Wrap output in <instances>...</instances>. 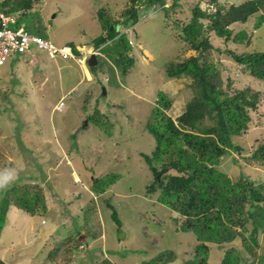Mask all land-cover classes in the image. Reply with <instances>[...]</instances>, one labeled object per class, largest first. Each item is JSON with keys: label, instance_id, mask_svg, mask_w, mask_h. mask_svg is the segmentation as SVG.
Segmentation results:
<instances>
[{"label": "rangeland", "instance_id": "1", "mask_svg": "<svg viewBox=\"0 0 264 264\" xmlns=\"http://www.w3.org/2000/svg\"><path fill=\"white\" fill-rule=\"evenodd\" d=\"M133 1L43 0L44 9L32 14L39 19L40 28L31 24V16L9 12L14 8L11 7L13 1L0 0V10L17 22V25L12 23L11 29L23 27L57 47L89 49L94 48V39L102 30L99 10L122 22L121 14ZM247 1L216 0L217 7L213 11L220 6L226 11L232 5ZM209 2L176 0L172 7L170 1L167 11L148 7L147 0H136L140 18L136 25L129 26L131 33L126 34L132 46L129 56L135 60L132 70L124 77L114 61L107 58L103 65L98 58L99 66L95 71L87 64L93 80L80 86L81 96L79 92L67 95L69 87L79 81L76 71L75 76L71 75L75 61L51 58L49 53L35 48L37 63L30 64L32 66L28 63L29 55L9 58L0 70V173L7 170L15 173V179L5 186L27 178L18 184L23 187L18 188L17 194L26 191L28 197L38 194L41 199L36 211H40L43 201L47 208H55L45 217H32L14 205L16 195L11 192L9 199L13 206H9L0 236V257L5 263L103 264L111 260L113 264H142L166 254L167 264H186L194 258L202 242L194 233L178 230L185 219L159 201L162 188L157 185L144 156L152 158L156 149L155 137L146 126L154 121V112L160 107L159 96L164 93L172 102V107L163 111L173 119L183 114L191 98L188 88L191 81L168 78L167 68L194 54L182 40L183 31L191 22L196 6L201 3L206 6ZM258 15L244 28L232 25L229 29L235 33L244 29L254 33ZM205 24L207 28L209 21L205 20ZM125 28L121 26L122 34ZM209 36L214 50L209 53L207 62L218 66L225 86L230 81V95L244 90L260 93L258 108L249 110V130L233 139L234 145L240 146L242 151L228 152L214 168L234 182L245 177L255 181L256 186L264 184V170L253 168L247 162L264 144V81L246 74L244 67L226 52L264 51V25L254 35L251 46L232 41L227 44L225 38L213 33ZM104 88L106 95H103ZM62 97L66 108L60 112L57 110L60 104L55 109L53 104ZM96 109L101 116L105 115L104 123L110 120L107 122L112 125L109 129L113 128L111 135L97 122L96 125L87 122L86 118ZM75 143L77 148L73 146ZM169 174L177 175V172ZM94 177L100 178L104 186L111 181L115 183L106 192H93ZM162 180L168 181L166 175ZM150 186L156 187L155 193L149 192ZM91 200L96 203L95 212L90 211ZM110 206L118 213L121 227L112 219ZM83 231L102 234L104 241L101 236L94 241ZM259 243L261 256L264 254L262 233ZM207 245L212 264H221L225 252L233 248L241 251L244 263L262 264L242 251L240 241L223 246ZM108 250L118 256L105 254ZM121 255L130 256L129 262L123 259L120 263Z\"/></svg>", "mask_w": 264, "mask_h": 264}, {"label": "trees", "instance_id": "2", "mask_svg": "<svg viewBox=\"0 0 264 264\" xmlns=\"http://www.w3.org/2000/svg\"><path fill=\"white\" fill-rule=\"evenodd\" d=\"M9 1H13L14 4L11 6L14 8H10L9 12L19 13L23 17L31 16V24L34 28H40L39 19L36 20L32 14L35 10L38 14L44 9L43 0ZM170 1L173 2L172 7L176 5V0H147V6L168 11L170 8H167V5ZM213 1L208 4L210 6L198 4L194 9L191 22L184 28L182 40L188 43L194 54L167 68L168 78H187L191 81L188 86L191 98L183 114L173 119L163 111L169 110L172 102L164 93L159 96L160 107L154 112L156 114L154 121L148 122L146 126L149 133L155 137L156 149L152 158L146 155L144 157L153 170L157 185L162 188L159 201L185 219L178 230L183 233H194L202 242L196 248L194 258L186 264H212L209 262L210 247L207 244L223 246L234 241H240L242 251L252 256L254 262L264 264V254L260 256L258 253L259 235L262 233L264 236V184L256 186L255 181L245 177L234 182L226 174L214 168L228 152L242 151L240 146L234 145L233 139L249 130L251 122L249 110L258 108L260 93L244 90L230 95L232 91L230 81L225 86L218 66L207 62L209 53L214 50L210 40L211 36L208 37L212 33L219 38H225L227 44L232 41L237 45H252L254 35L264 25V0H248L239 6L232 5L226 11L220 6L215 12L211 6L217 7V4L216 0ZM257 14L259 15L256 17L254 33L245 29L235 33L234 30L229 29L232 25L244 28ZM121 15L123 21L119 22L109 15L106 16L103 9L99 10L98 17L102 30L100 35L94 39V47L97 50L100 49L98 58L102 59L103 65L104 60L108 58L114 61L116 66L121 68L124 77H127L135 60L129 56L132 46L128 37L120 30L121 26L129 28L139 21L140 9L136 6V0ZM205 20L209 21V28H206ZM256 40H261V38H256ZM33 48L36 49V47H32V52ZM72 48L78 56L79 49ZM226 52L237 64L244 67L246 74L264 81L263 50L255 49L244 54H237L233 50H226ZM100 114V111L96 109L86 118L89 120L87 122L89 124L97 122L107 134L111 135L110 131L113 132V128L109 129L112 125L107 122L110 120L106 119L104 123L105 115ZM73 146L78 147L76 143ZM247 162L253 168L264 170V144L247 158ZM159 167H161L160 171ZM38 168L37 166V172ZM171 171L177 172V175L169 174ZM164 175L168 179L166 183L162 180ZM26 179L22 178L11 185L0 187V236L7 221L9 206H13V202L11 203L9 199L11 192L16 195L17 202L14 205L19 210L33 215L32 217L37 215L45 217L54 211L55 207L47 208L45 201L41 204L40 211H36L41 199L38 194L32 197L27 196V191L21 195L17 194L18 188L23 187L18 184H22ZM93 179L91 188L93 192H106L115 183L111 181L104 186L101 185L100 178L94 177ZM41 185L46 184L41 183ZM2 189L5 190L2 191ZM149 192L155 193L156 187L150 186ZM91 203L90 211L95 212L96 203L92 200ZM110 208L113 211L112 219L121 227L118 213L112 206ZM87 234L94 241L102 236V234ZM108 253H110L109 250ZM120 257V263L123 259L128 261L131 258L127 255ZM165 257L166 254H162L142 264H167ZM0 264L7 263L0 257ZM103 264L113 263L111 260H105ZM221 264H246V262L242 260L241 251L233 248L225 252Z\"/></svg>", "mask_w": 264, "mask_h": 264}, {"label": "built area", "instance_id": "3", "mask_svg": "<svg viewBox=\"0 0 264 264\" xmlns=\"http://www.w3.org/2000/svg\"><path fill=\"white\" fill-rule=\"evenodd\" d=\"M211 7L214 8L213 5ZM12 23L17 25L15 19L10 18L0 10V70L11 55L25 54L30 52L34 46L47 51L53 58L57 56L65 59L74 57L71 48H57L51 42L32 35L23 27L16 26L15 29H11ZM63 107L60 106L59 108L62 109Z\"/></svg>", "mask_w": 264, "mask_h": 264}, {"label": "clouds", "instance_id": "4", "mask_svg": "<svg viewBox=\"0 0 264 264\" xmlns=\"http://www.w3.org/2000/svg\"><path fill=\"white\" fill-rule=\"evenodd\" d=\"M210 1H212V0H210ZM213 2V1H212ZM211 2H209V4H210ZM17 24V23H16ZM128 29V31L129 32H126L125 33V31ZM28 31V30H27ZM128 33H131V29L130 28H125V30H124V33L123 34H128ZM32 35H34V34H32ZM34 36H36V35H34ZM37 37H39V36H37ZM41 38V37H40ZM43 39V38H42ZM131 42V41H130ZM132 43H133V41H132ZM131 44V43H130ZM54 45V44H53ZM55 46V45H54ZM55 47H57V46H55ZM65 47H67V48H71L72 49V51H73V54H74V57L73 58H68V59H65V58H62V57H60V56H57V57H59V58H61V59H63V60H71V59H77L78 61H79V63H84V64H88L87 62H88V60H89V58L92 56V55H96L97 56V58L100 56V49H96L95 47L94 48H92L91 50H88V51H80V54L77 56L76 54H75V52H74V50H73V48L71 47V46H68V45H66V46H63V47H57V48H65ZM35 50H40V49H38L37 47H36V49ZM40 51H44V50H40ZM44 52H47V51H44ZM48 53V52H47ZM14 55H18V56H23V55H31L32 57L34 56V53L32 52V48H31V51L30 52H27V53H25V54H14ZM12 56V55H11ZM51 57V56H50ZM51 58H53V57H51ZM56 58V57H55ZM9 60V59H8ZM8 62V61H7ZM6 65V64H5ZM4 65V66H5ZM3 66V67H4ZM99 66V65H98ZM2 67V68H3ZM1 68V69H2ZM98 68V67H97ZM96 68V69H97ZM96 69H94V70H96ZM93 71V70H92ZM107 81H108V79H107ZM106 93H107V91H106ZM60 106H64V103L63 102H61L60 103ZM60 106H58V108H57V110L58 111H60V112H63L64 110H65V108H66V106H64L63 107V110H61L59 107ZM13 179H15V173H14V171L13 170H7V171H5L4 173H0V187H3V186H5V185H7L10 181H12ZM9 213V212H8Z\"/></svg>", "mask_w": 264, "mask_h": 264}, {"label": "crops", "instance_id": "5", "mask_svg": "<svg viewBox=\"0 0 264 264\" xmlns=\"http://www.w3.org/2000/svg\"><path fill=\"white\" fill-rule=\"evenodd\" d=\"M93 48V47H92ZM92 48H89V49H86L85 47H82L81 49H79V48H77V49H79L80 51H88V50H91ZM24 56V55H23ZM31 56V55H30ZM71 60H73V61H75V69L71 72V75H73V76H75V71H76V73H77V78H79V81L77 82V84H75L74 86H72V87H69V89H68V91H67V95L68 94H70V93H72V92H79L80 94H79V96H81V92H80V90H79V88H80V86L81 85H84V83H85V81L86 82H90V81H92L93 80V75L91 74V72H90V70L88 69V66L86 65V64H84V63H79V61L77 60V59H71ZM64 61H67V60H64ZM28 63H29V65L30 64H36L37 62H36V57L35 56H31L30 58H28ZM30 66H32V65H30ZM76 78V79H77ZM36 81V80H35ZM37 82V81H36ZM32 83L33 84H35L33 81H32ZM38 83H36L35 85H37ZM41 85H42V83H41ZM33 94V93H32ZM66 96V95H65ZM64 96V97H65ZM64 97H62L59 101H58V103L57 104H53L54 105V108L53 109H55L56 107H57V105H59L61 102H63L64 101ZM35 97H33V95H32V99H34ZM79 98V97H78ZM65 106V105H64ZM104 238V236H101V239H102V241H104L103 240V238ZM107 244V243H106ZM107 246V245H106ZM107 248H109V247H107ZM96 253H98V252H96ZM105 254H110V255H112V256H118L117 254L118 253H108V252H105Z\"/></svg>", "mask_w": 264, "mask_h": 264}, {"label": "water", "instance_id": "6", "mask_svg": "<svg viewBox=\"0 0 264 264\" xmlns=\"http://www.w3.org/2000/svg\"><path fill=\"white\" fill-rule=\"evenodd\" d=\"M88 66H89V68L91 69V70H94V69H96L97 67H98V65H99V61H98V58H97V56L96 55H92L90 58H89V60H88ZM103 95H106V89L104 88L103 89ZM88 123L86 122V124L85 125H87Z\"/></svg>", "mask_w": 264, "mask_h": 264}, {"label": "bare ground", "instance_id": "7", "mask_svg": "<svg viewBox=\"0 0 264 264\" xmlns=\"http://www.w3.org/2000/svg\"><path fill=\"white\" fill-rule=\"evenodd\" d=\"M66 249V248H65ZM67 253V252H66ZM250 259V258H249ZM248 260V259H247Z\"/></svg>", "mask_w": 264, "mask_h": 264}]
</instances>
